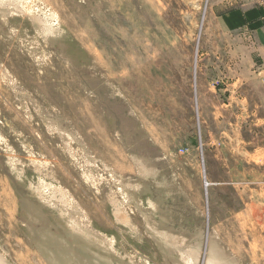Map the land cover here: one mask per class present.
<instances>
[{
  "label": "rangeland",
  "instance_id": "obj_1",
  "mask_svg": "<svg viewBox=\"0 0 264 264\" xmlns=\"http://www.w3.org/2000/svg\"><path fill=\"white\" fill-rule=\"evenodd\" d=\"M258 7L0 0V260L264 264Z\"/></svg>",
  "mask_w": 264,
  "mask_h": 264
},
{
  "label": "crops",
  "instance_id": "obj_2",
  "mask_svg": "<svg viewBox=\"0 0 264 264\" xmlns=\"http://www.w3.org/2000/svg\"><path fill=\"white\" fill-rule=\"evenodd\" d=\"M221 21H223L227 30L243 31L251 29L255 31L256 36L262 37L260 30L264 28V8L258 7L249 11H234L225 15Z\"/></svg>",
  "mask_w": 264,
  "mask_h": 264
},
{
  "label": "bare ground",
  "instance_id": "obj_3",
  "mask_svg": "<svg viewBox=\"0 0 264 264\" xmlns=\"http://www.w3.org/2000/svg\"><path fill=\"white\" fill-rule=\"evenodd\" d=\"M15 2V1H14ZM17 3V2H16ZM16 3H15V5H16ZM20 7V6H19ZM11 12V11H10ZM44 22V21H43ZM53 27V26H52ZM4 261V260H3ZM2 260H0V264H4V262H3ZM6 263V262H5ZM209 264H214V263H209Z\"/></svg>",
  "mask_w": 264,
  "mask_h": 264
}]
</instances>
